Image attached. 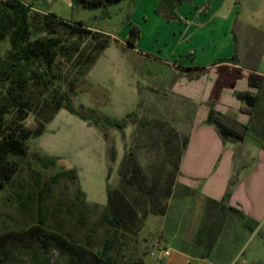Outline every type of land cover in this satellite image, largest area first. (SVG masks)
Masks as SVG:
<instances>
[{"label":"rangeland","instance_id":"374dc122","mask_svg":"<svg viewBox=\"0 0 264 264\" xmlns=\"http://www.w3.org/2000/svg\"><path fill=\"white\" fill-rule=\"evenodd\" d=\"M27 1L32 13L53 15L68 23L81 22L114 41L109 51L101 53L104 59L93 76L94 81L102 82V86L90 85L87 75L85 78L76 77L66 58L59 62L63 77L67 80L75 78L77 92L73 102L76 106L95 107L94 110L97 108L100 114L113 115L117 108L109 102L112 85L108 80L107 64L113 60V50L122 51L123 45L116 38L121 40L127 32L133 13L134 19H138L136 3L140 6L143 0H120L101 8L73 5L70 0ZM235 1L239 12L225 27L226 35L220 33L208 41L210 53L228 54L222 59L234 64L230 68L186 74L154 58L140 59L124 51L136 71L141 62L143 70L163 69L177 75L171 84H160L154 78L151 82L144 81L146 76L143 74L137 83L134 123L131 124L130 119L124 133L114 128L105 130L116 152L108 178L106 141L102 134L64 109L55 115L39 138L27 142V158L22 161L11 185L0 193V233L36 225L39 207L46 230L59 234L88 253L82 254L81 258H73L50 241L24 239L12 245L7 254L8 264H96L92 256H101L106 247L105 239L113 232L101 218L108 205L106 187L114 192V199L118 194L123 195L138 216L127 232L117 231L114 245L106 252L109 264H264V104L251 114H241L245 118L243 128H238L244 132L242 140L225 141L224 146L229 149L225 153L216 155L211 152L201 156L204 163L192 171L198 179L193 180V186L185 188L181 180L177 182L178 173L172 179L171 194L165 199V187L160 185L161 182L155 190L150 186L153 178L166 176L163 180L167 179L176 155L180 151V159L184 155L187 145L182 148V141L186 140L187 144L191 128L198 119L194 110L202 114L206 109L199 102L185 99L189 92L183 88L186 83H198L195 85L199 91L213 84L211 94L218 95L221 88L220 93L231 98L237 90L242 91L243 79H248L250 74L264 73V0ZM225 2L230 5L233 0ZM57 30L66 44L76 40L80 47L89 44V40L70 36L64 26H58ZM166 60L175 63L173 58ZM122 73L124 76V71ZM117 80L116 93L120 88L124 89L125 78L120 74ZM232 80L236 81L235 87L230 86ZM250 93L255 94L254 91ZM261 101H264V93H260ZM212 106L208 103V111ZM143 122L150 125H141ZM155 124L160 125L157 127ZM192 146H197V141ZM124 149H134L137 164L142 170V179L135 189L120 179ZM35 156L55 157L61 161L58 167L45 169L37 163ZM223 158L228 159L224 170L223 165H219ZM60 167L74 168L77 180L62 178L55 184L51 183V177ZM201 179L208 181L210 199L200 195L201 186L193 189ZM148 191L156 192L154 200L156 197L161 200L160 204L166 208L164 214L142 216L144 202L136 196L145 194L150 198ZM220 191L219 200L211 198ZM40 196L42 201H39ZM164 251L169 255L164 257Z\"/></svg>","mask_w":264,"mask_h":264},{"label":"trees","instance_id":"16d2710c","mask_svg":"<svg viewBox=\"0 0 264 264\" xmlns=\"http://www.w3.org/2000/svg\"><path fill=\"white\" fill-rule=\"evenodd\" d=\"M73 5L85 8H101L120 0H70ZM189 0H157L156 12L165 20L182 21L175 11L176 6ZM58 26H64L70 36H77L82 40H89V44L80 47L79 41L66 44L58 35ZM139 36V29L135 25L129 26L125 46L133 48ZM113 40L100 32L92 31L81 22L68 23L53 15L32 13L17 0L0 1V193L11 185L13 177L20 170L22 161L28 156L27 142L39 138L46 130L47 125L62 109L79 118L88 126L96 128L106 141L107 178L112 171V164L116 159L113 141L105 130L114 128L124 133L129 120L134 123L135 112L126 114L122 119H114L100 114L96 110L76 106L73 97L76 95L75 78L67 80L63 77V70L59 62L66 58L70 62L71 70L76 77L85 78L92 66L107 49ZM234 59V56L231 60ZM188 70V69H185ZM249 86L256 89L255 94L250 92H234V96L245 103L240 111L251 113L259 107L260 93H264V77L250 74ZM259 109V108H258ZM206 123L212 125L223 141L242 140L244 132L227 125L221 115L210 108ZM150 125L143 122L141 125ZM157 127L160 124H155ZM186 140L182 141V148ZM181 151L176 155L173 167L166 177L152 179L151 189L155 190L159 182L164 186V199L171 194L170 186L178 173V164ZM37 163L45 169L58 167L60 158L35 156ZM119 169L120 179L125 185L134 188L142 179V170L137 164L134 149H124V156ZM77 180L74 168L60 169L51 177L55 184L60 179ZM162 178V179H161ZM161 180V181H160ZM80 192V189H79ZM149 192V191H148ZM81 193V192H80ZM114 193V192H113ZM113 193L106 187L107 209L101 214L102 220L112 228V235L105 239L106 247L101 256L93 255L96 264H109L110 258L106 252L114 245L117 231L127 232L136 219L137 211L123 195L113 198ZM156 193V192H155ZM154 191L149 192L150 198L140 194L144 202L142 216L147 214H164L166 208L160 204L161 200H154ZM145 196V198H144ZM147 199V200H146ZM42 201V197H39ZM42 209L38 207L39 217L36 225L18 230H8L0 233V264H8L7 254L12 245L24 239L35 241L42 238L52 242L56 248L73 258H81L88 253L62 238L59 234L46 230ZM106 256V257H105Z\"/></svg>","mask_w":264,"mask_h":264},{"label":"crops","instance_id":"0c3cea01","mask_svg":"<svg viewBox=\"0 0 264 264\" xmlns=\"http://www.w3.org/2000/svg\"><path fill=\"white\" fill-rule=\"evenodd\" d=\"M225 1L226 0H189V2L179 3L176 6L175 11L182 21H168L161 16H158L155 13L157 0H143L140 6H138L137 2L136 8L139 7L137 15L138 19H134V13L131 15L127 32L124 33L121 40L116 38V41L123 45L121 46L122 51L113 50L111 52L113 60L107 64V67L109 66V72L107 74L108 80L112 85L109 89L111 90L109 94V102L111 106L117 108L114 110L113 115L111 113H107V115L114 119H122L126 114L132 111L134 112L138 103L137 83H139L142 76H146V79H143L144 81L149 80L151 82L154 78L160 84L164 82L171 84L177 75L173 72H166L163 69H159L158 71L148 69L143 70V64L141 62L138 64L136 71V69L129 63L128 58L124 55L126 50L129 51L131 55L140 57V59L143 57L154 58L156 61L167 64L175 70H178L179 72L182 71L186 74L204 70L213 71L214 69H219L221 67H232L234 65L233 63L227 61V59H222L227 58L228 54L226 56L221 53L212 54L208 50V41L214 40L217 36H220V33H223L225 36V27L232 17L239 12L237 1L233 0L230 5ZM130 25H135L139 29V36L136 39L133 48L126 47L124 43L128 36ZM118 47L120 46L118 45ZM109 49H111V47H108L103 52L106 53ZM189 57L191 58L189 59ZM168 58H173L175 63L171 64L166 60ZM103 59L104 56H100L95 66L91 68L86 76V80L92 86H102V82L94 81L95 78H93V76L96 68ZM115 64L118 65V68L114 67ZM122 71L125 73L124 76ZM120 74L125 78L124 89L120 88V90H118L119 92L116 93V85L119 82L117 76ZM254 74L264 77V73ZM243 80L245 83L243 82L242 84V91L237 90V92H257L256 89L249 86L248 79ZM195 84L198 83L192 82L184 85L183 88L189 90L185 95V99L192 102H199L204 105V107L206 106V109L202 114H200V111L198 112L196 109L194 110V115L198 119L191 128V135L187 140L188 142L186 144L187 146L184 155L179 160V175L177 176L176 181L178 182L181 180L182 183L185 184V188L193 186V180H198L196 176L192 174V171L196 170L200 164L204 163V159L201 157L203 154L214 152L217 155L229 150L224 146L225 141L221 139L217 131L214 130L211 125L206 123L208 103H212L214 110L221 115L222 120L227 125L233 126L238 130L239 127L243 128L245 124V118H242L241 116L244 112L240 111L245 107L241 106L240 100L233 95H231L230 98L227 94L224 95L223 93H220L221 88H219L218 95L211 94L210 91H214L213 84H210L208 88L205 86L204 90L200 89V91ZM151 85H153V83H151ZM230 86L235 87L236 81L232 80ZM146 87L150 86L147 85ZM151 87L154 88V86ZM190 90L192 92H190ZM225 91L226 90H224V92ZM231 104H233V106H231ZM262 104H264V101L259 102V105ZM199 110H201V108ZM196 141L197 146L193 147L192 144L194 142L196 143ZM210 143L212 145L211 147L209 146ZM219 162H221L219 165H223V170L228 166V159L223 158ZM182 173L186 174V176ZM204 180L201 179L198 181L193 189L196 190L197 186H201L202 189L199 191L200 195L210 199L209 197L211 196V193H209V184L208 181L204 182ZM211 198L215 201L219 200L221 198V191L218 192L215 197Z\"/></svg>","mask_w":264,"mask_h":264},{"label":"built area","instance_id":"2783aa9c","mask_svg":"<svg viewBox=\"0 0 264 264\" xmlns=\"http://www.w3.org/2000/svg\"><path fill=\"white\" fill-rule=\"evenodd\" d=\"M0 1H11V0H0ZM20 4H22L25 7H29V2L27 0H17ZM31 9V8H30ZM164 257L169 255L168 251H164L162 254Z\"/></svg>","mask_w":264,"mask_h":264},{"label":"water","instance_id":"95a60500","mask_svg":"<svg viewBox=\"0 0 264 264\" xmlns=\"http://www.w3.org/2000/svg\"><path fill=\"white\" fill-rule=\"evenodd\" d=\"M188 264H192V263H188Z\"/></svg>","mask_w":264,"mask_h":264}]
</instances>
